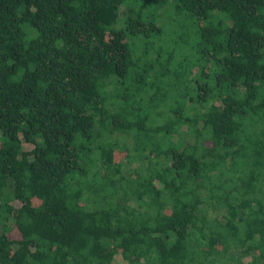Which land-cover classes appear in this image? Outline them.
I'll use <instances>...</instances> for the list:
<instances>
[{"label":"trees","instance_id":"1","mask_svg":"<svg viewBox=\"0 0 264 264\" xmlns=\"http://www.w3.org/2000/svg\"><path fill=\"white\" fill-rule=\"evenodd\" d=\"M0 264H264V0H0Z\"/></svg>","mask_w":264,"mask_h":264},{"label":"rangeland","instance_id":"2","mask_svg":"<svg viewBox=\"0 0 264 264\" xmlns=\"http://www.w3.org/2000/svg\"><path fill=\"white\" fill-rule=\"evenodd\" d=\"M231 253H229V255H230Z\"/></svg>","mask_w":264,"mask_h":264}]
</instances>
